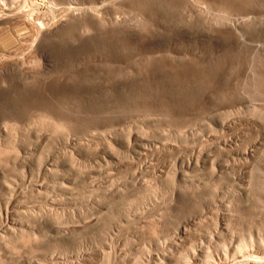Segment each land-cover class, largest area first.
Masks as SVG:
<instances>
[{"label":"rangeland","instance_id":"1","mask_svg":"<svg viewBox=\"0 0 264 264\" xmlns=\"http://www.w3.org/2000/svg\"><path fill=\"white\" fill-rule=\"evenodd\" d=\"M43 1L25 7L55 18L41 14L52 25L39 51L17 20L0 27L19 40L7 46L14 68L0 70V123L13 117L0 139V182L12 186L0 210L9 200L29 226L6 239L0 264H200L231 242L216 235L220 220L238 238L264 229V0ZM18 141L36 154L24 175Z\"/></svg>","mask_w":264,"mask_h":264},{"label":"bare ground","instance_id":"2","mask_svg":"<svg viewBox=\"0 0 264 264\" xmlns=\"http://www.w3.org/2000/svg\"><path fill=\"white\" fill-rule=\"evenodd\" d=\"M14 2H15V0H13ZM12 1V2H13ZM18 2H19V0H17ZM16 1V3L18 4H16V3H14V5H16V8H15V6H13V5H11V4H13L12 2H11V0H0V5L2 6V10L0 11V27H5V26H7L6 27V29H8L9 27V25L10 26H12L11 24H13V22L14 21H18V23L21 25L20 27L21 28H19V29H17V30H15L14 32H16V31H18V30H20V29H22V28H24V29H27V31L28 30H33L34 31V36H35V38H34V40H33V46L32 47H34L35 48V50L36 51H39V49H40V45H41V40H42V38L44 39V36L45 35H47V34H49V33H51V22H50V24L51 25H48L49 24V22H43V18L44 17H42V15H43V13H46V15L48 16V18H47V16H45L47 19L46 20H48V19H50L49 18V15H48V13H50V9H47L48 7H44V5H42V4H38L37 6H35V7H32V8H25L26 7V0H24L23 2H22V4L21 5H19V3H21V1L18 3ZM43 1V0H42ZM9 2H11V4H9ZM44 2V1H43ZM49 3V2H48ZM47 3V4H48ZM53 3V2H52ZM46 6V5H45ZM48 6V5H47ZM55 6V5H54ZM19 9H18V8ZM21 7V8H20ZM53 7V6H52ZM74 7V6H73ZM23 8H25L26 10H23ZM46 8V9H45ZM54 8V7H53ZM67 8V7H66ZM76 8H78V7H76ZM85 8V7H84ZM87 8V7H86ZM43 9H44V11H43ZM63 9V8H62ZM68 9H72V7H69ZM68 9H65L64 11H66L67 12V10ZM89 9V8H88ZM88 9H85L86 11L88 10ZM54 10H58V9H54ZM75 10V9H74ZM77 11V10H76ZM80 10H78V12H79ZM86 11H84V12H86ZM82 12V11H81ZM52 13H53V10H52ZM71 13H73V12H71ZM90 13H91V11H90ZM90 13H89V15H90ZM42 14V15H41ZM64 14V13H63ZM68 14V13H67ZM70 14V13H69ZM68 14V15H69ZM87 14V13H86ZM41 15V16H40ZM52 15H54L55 16V14H52ZM64 15H66V13L64 14ZM73 15V14H72ZM76 15V14H75ZM94 15V14H93ZM70 16V15H69ZM87 16H88V14H87ZM40 17H42V21H40ZM53 17V16H52ZM65 17V16H64ZM77 17V16H76ZM91 16H89V18H90ZM96 17H98V15L96 16ZM61 18V17H60ZM59 18V19H60ZM86 18V17H85ZM53 19H55V18H52L51 20H48V21H53ZM63 19V18H62ZM76 19V18H75ZM14 20V21H13ZM63 20H65V19H63ZM92 20V19H91ZM70 21V20H69ZM75 21H78V20H75ZM80 21V20H79ZM90 21V20H89ZM54 22H56V20L54 21ZM81 22H82V20H81ZM81 22H79V23H81ZM86 22V21H85ZM44 23H45V26H44ZM53 23V22H52ZM83 23V22H82ZM81 23V24H82ZM18 24V25H19ZM48 26H50V27H48ZM57 24V23H56ZM59 24H61V23H59ZM63 24V23H62ZM68 24V23H67ZM76 24V23H75ZM18 25H16V26H18ZM58 25V24H57ZM53 26H55V25H53ZM52 26V28L54 29L55 27H53ZM69 26H71L70 24H69ZM81 26V25H80ZM15 28V27H14ZM80 28V27H79ZM1 29V28H0ZM5 28H4V30H6ZM16 29V28H15ZM12 30H14L13 29V27H12ZM2 31H3V29H2ZM1 31V32H2ZM11 31V30H10ZM26 31V30H25ZM53 32H54V30H52ZM55 31L57 32V30L55 29ZM8 33L9 32H7V34H6V32H4V34H0V47H1V49H2V52L0 53V70L1 69H3V68H9V65H10V68L12 67L11 66V63H9V62H11V61H8L9 59H10V57L12 56V54H13V52H10V51H8V44H14V43H18L19 42V40H18V38L17 39H15L14 37H13V34L14 35H16V33H12V37H10L9 35H8ZM19 33V32H18ZM25 33V32H24ZM20 34H21V32H20ZM19 34V35H20ZM22 34H23V31H22ZM32 34V33H31ZM30 34V35H31ZM10 35H11V32H10ZM33 36V35H32ZM24 39V38H23ZM46 40V39H45ZM26 41V40H25ZM28 41V40H27ZM45 42V41H44ZM31 43V42H30ZM43 43V42H42ZM24 46V45H23ZM43 46V45H42ZM41 46V47H42ZM21 47V45L19 46V47H17V49H16V51L19 49ZM12 48V47H11ZM24 48V47H23ZM15 53V52H14ZM19 56H20V54H19ZM21 56H23V55H21ZM20 56V57H21ZM15 57V56H14ZM17 57V56H16ZM18 58V60H20L19 59V57H17ZM22 58V57H21ZM28 60V59H27ZM26 59H21V62L20 63H18V67H19V69H20V71L22 72V74H23V76H25L26 74L25 73H29V71H28V67L26 68V65L27 64H29L28 63V61H27ZM29 60H31V59H29ZM41 61L43 60L44 61V58H43V56L41 55V59H40ZM48 60V59H47ZM16 61V60H15ZM32 63V62H31ZM42 63V62H41ZM44 63V62H43ZM14 65H15V63H14ZM14 65H13V67L12 68H14ZM17 65V64H16ZM34 65H35V63H34ZM9 68V69H10ZM16 68V67H15ZM32 67H30V69H31ZM35 69V68H34ZM16 70V69H15ZM15 70H12V71H14L15 72ZM37 70H39V68L37 69ZM36 70V71H37ZM19 71V72H20ZM41 71V70H40ZM1 72V71H0ZM13 72V73H14ZM3 73V72H2ZM32 73H33V71H32ZM31 73V74H32ZM34 73H35V71H34ZM37 73H39V71L37 72ZM1 74V73H0ZM11 74V73H10ZM21 74V73H20ZM30 74V73H29ZM13 75V74H12ZM16 75H18V74H16ZM22 76V75H21ZM28 77H33L34 78V76H28ZM36 78V77H35ZM6 79V78H5ZM3 80V79H2ZM4 82V81H3ZM3 84V83H2ZM42 110V109H41ZM17 111V110H16ZM40 111V110H39ZM2 113V112H1ZM5 113V112H4ZM22 113V112H21ZM34 114H36V113H34ZM37 115V114H36ZM10 116V115H9ZM38 116V115H37ZM16 117V116H15ZM30 117V116H29ZM35 117V116H34ZM36 118V117H35ZM38 118V117H37ZM12 119H13V117L12 118H8V119H4L5 121L3 122L2 121V123H0V139H2V138H9V137H6L7 135H9L8 133H9V128H8V122H10V121H12ZM31 119V118H30ZM40 119H42V117L40 118ZM15 120V119H14ZM29 120V119H28ZM37 120V119H36ZM18 121H19V119H18ZM30 121V120H29ZM35 122V121H34ZM41 122V121H40ZM13 123V122H12ZM28 123V122H27ZM37 123H39L38 121H37ZM10 124V123H9ZM14 124V123H13ZM16 124V123H15ZM14 124V125H15ZM35 124V123H34ZM34 124H33V126H34ZM227 124V123H226ZM23 125V124H22ZM26 125V124H25ZM35 125H37V124H35ZM39 125V124H38ZM224 125V122H222V125L221 126H223ZM229 125V124H228ZM227 125V126H228ZM10 126H12V128L14 127L13 125H9V127ZM39 126H41V125H39ZM38 126V127H39ZM15 127H16V125H15ZM26 127V126H25ZM37 127V128H38ZM12 128H10L12 131H14ZM20 128V127H19ZM28 128V127H27ZM31 128V127H30ZM40 128V127H39ZM42 128V127H41ZM18 130V129H17ZM26 130V129H25ZM35 127L33 128V131L32 132H35V131H38L37 129L35 130ZM11 131V132H12ZM22 131H24V130H22ZM22 131L20 132V134L22 133ZM42 131V130H41ZM41 131H38V133H34V139L35 140H33V142H35L36 144H37V146L36 145H34V146H36L35 147V150H37V148L39 149V142H40V140H41V138H42V136L40 137V132ZM17 132V131H16ZM29 131H27V133H28ZM31 132V131H30ZM14 133V132H13ZM25 134H26V132H24ZM40 133V134H39ZM15 134V133H14ZM44 134V133H43ZM13 136H15V135H13ZM17 136V135H16ZM27 136V135H26ZM26 136H25V138H23V139H26ZM31 135H30V133H29V137H30ZM18 137V136H17ZM14 138L15 137H13V139L12 140H14ZM10 139V142H7L6 144L8 145V143H12V140ZM211 139V138H210ZM18 140V139H17ZM19 140H21V139H19ZM27 140V139H26ZM3 141V140H2ZM5 142H6V140H4ZM8 141V140H7ZM15 141V140H14ZM23 141V140H22ZM259 141V140H258ZM26 142V141H25ZM24 142V143H25ZM209 142V141H208ZM225 142V141H224ZM15 142H13V144H14ZM18 145H19V150H17L18 151V156H17V158H18V160H16V165L19 167V168H21V171H22V175H24L23 173L25 172V169L27 168V166H28V163H27V155L29 154V152L31 153V149L26 145V144H28V143H26V144H24V143H22L21 145H20V142L18 141ZM202 143H204V142H202ZM207 143V142H206ZM259 143H261V142H259ZM6 144L4 145L5 146V149L6 148H8L9 146H10V144H9V146H7L6 147ZM2 145H3V143H2ZM2 145H1V148H2ZM15 145V144H14ZM14 145H12L11 144V147L12 146H14ZM41 145V144H40ZM203 145V144H202ZM226 145V144H225ZM260 145V144H259ZM17 146V145H16ZM15 146V147H16ZM218 146V145H217ZM216 146V147H217ZM257 146H258V144H257ZM14 147V148H15ZM42 147V146H41ZM220 147H222V146H220ZM18 148V147H17ZM207 148V147H206ZM223 148V147H222ZM245 148V147H244ZM256 148V143H253L252 144V146H251V149H249V151H246V149L244 150L245 152H242V153H244V156H247V160H248V158H253L255 155V149ZM10 148H8V150H9ZM34 149V148H33ZM43 149V148H42ZM258 149V148H257ZM2 150V149H1ZM3 150H4V148H3ZM8 150H6L7 151V153H8ZM12 150V149H11ZM16 150V149H15ZM15 150H13V151H15ZM31 150V151H30ZM248 150V149H247ZM34 151V150H33ZM32 151V152H33ZM210 151V150H209ZM5 152V151H4ZM10 152V151H9ZM12 152V151H11ZM10 152V153H11ZM43 152V151H42ZM202 152V151H201ZM200 152V153H201ZM207 153H208V151H206ZM255 152V153H254ZM34 153V152H33ZM207 153H205V152H203V153H201V156L203 157V159H204V161H206V160H208L209 159V156H210V154H207ZM209 153H211V152H209ZM32 154V153H31ZM35 154V153H34ZM36 155V154H35ZM29 156V155H28ZM38 156V155H37ZM192 156V155H191ZM29 158V157H28ZM36 158V157H35ZM41 158V157H40ZM199 158V157H198ZM214 158V157H213ZM12 160H14V156H13V158H11ZM32 159V158H31ZM202 159V158H201ZM245 159H246V157H245ZM12 160H10V161H12ZM29 160V159H28ZM37 160V159H36ZM38 160H39V156H38ZM42 160V159H41ZM40 160V161H41ZM196 160V159H195ZM250 160V159H249ZM252 160V159H251ZM43 161V160H42ZM197 161V160H196ZM203 160H202V162H204ZM216 161V160H215ZM13 162V161H12ZM35 162V161H34ZM39 162V161H38ZM37 162V163H38ZM211 162V161H210ZM14 163V162H13ZM40 163V162H39ZM189 163H190V161H189ZM192 163H194V162H192ZM197 163H198V161H197ZM197 163H196V166H197ZM212 163H214V162H212ZM211 163V164H212ZM216 163V162H215ZM6 164V163H5ZM34 164V163H33ZM43 164V163H42ZM42 164H39V165H37V166H35L36 167V170L38 171V175H39V173H43V172H45V170H46V168H45V166L44 165H42ZM5 166H7V165H5ZM13 166H15V164L13 165ZM13 166H12V168H13ZM190 166H191V164H187V168H189L190 169ZM194 166V165H193ZM202 167H203V165H202ZM1 168H3L4 169V166L2 167L1 166ZM214 168V167H213ZM188 169V170H189ZM214 169H216V168H214ZM16 171H18L17 169H15ZM28 170V169H27ZM216 170H218V169H216ZM3 171V170H2ZM1 171V172H2ZM5 172H6V170H4ZM33 171V170H32ZM221 171V170H220ZM0 172V173H1ZM4 173V172H3ZM42 176V175H41ZM8 178V177H7ZM24 178V177H23ZM22 178V179H23ZM41 178V177H40ZM190 179H192V177L191 178H189V180ZM5 180H6V178H5ZM23 181H24V179H23ZM191 181V180H190ZM193 182V181H192ZM191 182V183H192ZM12 183V182H11ZM38 183V182H37ZM35 184V183H34ZM23 185H25L24 183H23ZM39 185V184H38ZM191 185H193V184H191ZM195 185H197V184H195ZM194 185V186H195ZM198 186V185H197ZM19 187V186H18ZM41 187V186H40ZM11 188H12V186L11 185H9V183H7V181L6 182H0V190L1 191H9V190H11ZM21 188V187H20ZM19 188V189H20ZM38 188V187H37ZM191 188V191H195V189L197 188V189H199V186L198 187H192V186H190L189 187V189ZM192 189H194V190H192ZM41 190V189H40ZM10 192V191H9ZM9 192H7V195H8V193ZM189 193H190V190L188 191ZM247 191H242V193H240L239 195L238 194H236V196H237V199H239V203H242L244 200H246L247 198H248V193H246ZM257 192V191H256ZM27 193V192H26ZM192 193H194V192H192ZM259 193V192H258ZM2 194V193H1ZM264 194V193H263ZM7 195H5V196H7ZM12 195V194H11ZM16 195V194H15ZM186 195H188V193L186 194ZM192 195V194H191ZM190 195V196H191ZM13 196V195H12ZM4 197V196H3ZM11 197V196H10ZM9 197V195L7 196V199L8 198H10ZM17 197V196H16ZM6 198V197H5ZM13 198V197H12ZM194 198V197H193ZM189 199V198H188ZM192 199V198H191ZM4 200V199H3ZM14 200V199H13ZM193 200V199H192ZM18 201H19V199H18ZM5 202V201H4ZM8 202H9V200H8ZM8 202H6V204H5V208L3 209V210H0V225H1V228H2V232H1V234H0V244L3 246V247H1L0 248V250H1V252H3L4 254H9V252H8V249H7V247H6V243L8 242H6V239L7 238H9V237H11V235H15V233L17 234L18 232L19 233H24V232H27L28 231V229H29V226L27 225V224H25V223H23L22 221H19V220H16V218H15V215L14 214H10V212L8 211ZM225 203V202H224ZM209 209V208H208ZM229 211V210H228ZM17 213V212H16ZM188 213V212H187ZM230 214V213H229ZM232 214V213H231ZM188 216H189V214H188ZM188 216H187V219L186 220H182L183 221V223H179V224H177V229H176V231H175V234H176V237L177 236H180L181 237V235H184L185 234V232H186V228L185 227H187V225L188 224H190V223H192V222H195V220L197 219V216L198 217H200L201 216V213L200 214H195V215H190V217L188 218ZM235 216V215H234ZM233 216V217H234ZM203 218H204V216H202ZM201 219V218H200ZM198 221V220H197ZM228 224L230 225V222H228ZM227 223H226V220L224 221V220H220L219 222H217V226H218V231H216V232H218V233H216V235L218 236L219 235V237H220V242H221V240L222 239H224V237H226V236H229L230 238H231V242H230V244L228 245V246H226V245H224L223 247H222V256H219V255H216V254H219V253H215V255L217 256V258H215V257H213V255L211 254H206V255H208L206 258H205V260L204 261H202V262H200V264H264V229H261V228H259V227H256L254 230H253V232H251V231H246V232H248L247 233V235H241L239 238L238 237H235V236H232V235H230L229 234V225H228ZM217 226H216V228H217ZM188 227H189V225H188ZM187 227V228H188ZM253 227V226H252ZM251 227V228H252ZM0 228V229H1ZM215 229V228H214ZM249 229V228H248ZM251 230V229H250ZM31 232V231H30ZM215 232V231H214ZM242 233V232H241ZM240 233V234H241ZM21 234V235H22ZM214 235V234H213ZM213 235H210V236H213ZM215 235V236H216ZM216 236V237H217ZM16 237H18L17 235H16ZM19 237H20V234H19ZM15 238V237H14ZM178 238V237H177ZM21 239H22V236H21ZM210 239H212V238H210ZM209 239V240H210ZM202 243V242H201ZM218 245V244H217ZM201 247V246H200ZM219 250H221V249H219ZM194 251V250H193ZM192 251V252H193ZM195 251H196V249H195ZM194 251V252H195ZM193 252V253H194ZM220 252V251H219ZM214 253V252H213ZM196 256H197V254H195ZM194 255V256H195ZM205 255V256H206ZM195 256V257H196ZM198 257V256H197ZM203 257V256H202ZM201 257V258H202ZM204 259V257L202 258V260ZM187 260V259H186ZM183 261V262H181L180 264H191L190 262H189V260H187V261ZM201 261V260H200ZM170 264H173V263H171V261H170ZM193 264V263H192Z\"/></svg>","mask_w":264,"mask_h":264}]
</instances>
